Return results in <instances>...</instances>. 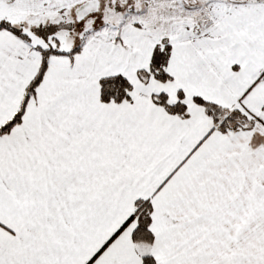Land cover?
I'll return each mask as SVG.
<instances>
[{
    "label": "snow or ice",
    "instance_id": "6c2138e0",
    "mask_svg": "<svg viewBox=\"0 0 264 264\" xmlns=\"http://www.w3.org/2000/svg\"><path fill=\"white\" fill-rule=\"evenodd\" d=\"M0 264H264V0H0Z\"/></svg>",
    "mask_w": 264,
    "mask_h": 264
}]
</instances>
